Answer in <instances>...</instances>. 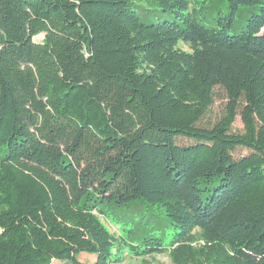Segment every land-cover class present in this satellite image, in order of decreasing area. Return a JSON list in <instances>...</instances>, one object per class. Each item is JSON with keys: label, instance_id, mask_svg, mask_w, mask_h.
I'll return each mask as SVG.
<instances>
[{"label": "trees", "instance_id": "trees-1", "mask_svg": "<svg viewBox=\"0 0 264 264\" xmlns=\"http://www.w3.org/2000/svg\"><path fill=\"white\" fill-rule=\"evenodd\" d=\"M145 4L0 0V264H264V0Z\"/></svg>", "mask_w": 264, "mask_h": 264}, {"label": "rangeland", "instance_id": "rangeland-1", "mask_svg": "<svg viewBox=\"0 0 264 264\" xmlns=\"http://www.w3.org/2000/svg\"><path fill=\"white\" fill-rule=\"evenodd\" d=\"M138 4H140L139 6H141L144 9H148V5L145 4V0H137ZM218 10L221 12L226 13L227 12V8L226 5L224 4V2H220L219 6H218ZM207 16H210L207 15ZM202 24L207 25L206 22L202 21ZM245 22H244V16L243 15H239L234 31H237L241 26H244ZM42 37H37L35 38L36 41L41 40ZM225 101L223 100V95L221 94V92L219 90L215 91V98H214V103L212 105V107L210 108L204 122L206 124H213L221 115L222 111H223V107H224ZM242 129V125L239 121V118L237 117L233 126H232V131L233 132H239ZM247 152L244 150H237L234 153L235 157H240L245 155ZM102 222L106 225V227L109 229L110 233L114 236V237H118V234L120 232V225H116L114 224L112 221H107L104 219H101ZM160 229L163 231V233H165L167 236L169 235V232L166 230V224L163 223L160 226ZM94 262V258L87 256V255H79L77 258L73 259L71 262L66 263V264H93ZM143 263H147V264H171L170 260L168 259V257L166 255H157V256H150V257H146L144 259H139L136 257H130L126 254V252H123L122 254V260L119 263H112V264H143ZM53 264H61V263H56L54 262Z\"/></svg>", "mask_w": 264, "mask_h": 264}]
</instances>
